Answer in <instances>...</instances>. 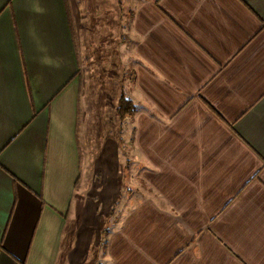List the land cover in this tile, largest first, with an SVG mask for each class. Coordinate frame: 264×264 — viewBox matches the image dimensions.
<instances>
[{
    "label": "crops",
    "instance_id": "1",
    "mask_svg": "<svg viewBox=\"0 0 264 264\" xmlns=\"http://www.w3.org/2000/svg\"><path fill=\"white\" fill-rule=\"evenodd\" d=\"M108 49L144 177L111 232ZM0 264H264V0H0Z\"/></svg>",
    "mask_w": 264,
    "mask_h": 264
},
{
    "label": "rangeland",
    "instance_id": "2",
    "mask_svg": "<svg viewBox=\"0 0 264 264\" xmlns=\"http://www.w3.org/2000/svg\"><path fill=\"white\" fill-rule=\"evenodd\" d=\"M123 25L126 26V22ZM123 25L120 23L119 30H121ZM103 33H110V31L108 32L104 29ZM108 42H111V33ZM115 52L114 50V58ZM99 53L100 51L94 50L93 56ZM112 53V49L105 50L103 61L100 62V59L96 61L95 58V65L91 67L94 70V76L103 75V80L105 81V112L103 111L102 122L99 121L97 124H89L91 130L89 128L88 131V186L98 190H94L92 196L96 197L95 201H98L101 194L97 192L103 191L104 201L115 200L116 194L118 193L116 188L120 190V204L116 208L114 218L109 226L110 232L118 226L117 219L120 222L124 214L131 210L130 208L127 209L129 199L133 198L132 200L138 203L143 201L144 197L142 158L134 149V145L128 142L134 139L136 131L133 128L132 121L129 120L122 123L121 120H118L120 118H118L115 112L117 93L122 95V86L124 84L127 86V83L121 85L122 81L126 82L129 78L127 65L125 60H119V66L113 64L114 62L111 61ZM114 78L117 80L116 84H112L113 81L111 80ZM93 93L96 92L94 91ZM105 238L106 235H104Z\"/></svg>",
    "mask_w": 264,
    "mask_h": 264
},
{
    "label": "trees",
    "instance_id": "3",
    "mask_svg": "<svg viewBox=\"0 0 264 264\" xmlns=\"http://www.w3.org/2000/svg\"><path fill=\"white\" fill-rule=\"evenodd\" d=\"M136 113L137 109L133 101L127 98L125 95H122L118 103V114L121 120L133 117Z\"/></svg>",
    "mask_w": 264,
    "mask_h": 264
}]
</instances>
